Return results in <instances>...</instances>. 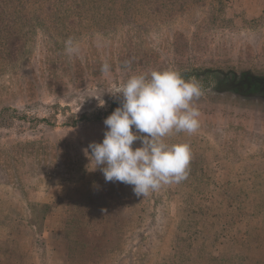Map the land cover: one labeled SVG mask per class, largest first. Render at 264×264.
<instances>
[{
  "label": "rangeland",
  "instance_id": "obj_1",
  "mask_svg": "<svg viewBox=\"0 0 264 264\" xmlns=\"http://www.w3.org/2000/svg\"><path fill=\"white\" fill-rule=\"evenodd\" d=\"M228 65L264 69V0H0V264H264V112L202 105L145 197L83 151L130 76Z\"/></svg>",
  "mask_w": 264,
  "mask_h": 264
},
{
  "label": "clouds",
  "instance_id": "obj_2",
  "mask_svg": "<svg viewBox=\"0 0 264 264\" xmlns=\"http://www.w3.org/2000/svg\"><path fill=\"white\" fill-rule=\"evenodd\" d=\"M65 51L78 53V43L68 38ZM101 72L109 75L110 65L104 63ZM202 95V85L194 77L186 80L172 69L130 76L116 95L120 106L103 122L107 130L102 142H92L83 150L89 165H94L93 171L99 169L106 182L133 186L138 197L187 179L190 144H168L165 138L199 128L200 112L194 101ZM99 102L103 107L104 101ZM136 141L141 146L134 150Z\"/></svg>",
  "mask_w": 264,
  "mask_h": 264
},
{
  "label": "flooded vegetation",
  "instance_id": "obj_3",
  "mask_svg": "<svg viewBox=\"0 0 264 264\" xmlns=\"http://www.w3.org/2000/svg\"><path fill=\"white\" fill-rule=\"evenodd\" d=\"M186 80L195 78L203 89V95L194 101L200 109L227 110L236 113H259L249 110V96L264 92V69L254 66H218L212 69L192 67L178 71Z\"/></svg>",
  "mask_w": 264,
  "mask_h": 264
},
{
  "label": "water",
  "instance_id": "obj_4",
  "mask_svg": "<svg viewBox=\"0 0 264 264\" xmlns=\"http://www.w3.org/2000/svg\"><path fill=\"white\" fill-rule=\"evenodd\" d=\"M248 100L250 106L255 108L256 111L264 112V92L263 94H258L256 96H249Z\"/></svg>",
  "mask_w": 264,
  "mask_h": 264
}]
</instances>
